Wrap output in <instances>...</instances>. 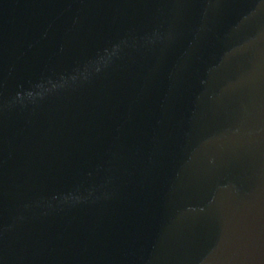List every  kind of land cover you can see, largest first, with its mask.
<instances>
[{"label": "water", "instance_id": "obj_1", "mask_svg": "<svg viewBox=\"0 0 264 264\" xmlns=\"http://www.w3.org/2000/svg\"><path fill=\"white\" fill-rule=\"evenodd\" d=\"M0 264H264V0H0Z\"/></svg>", "mask_w": 264, "mask_h": 264}]
</instances>
